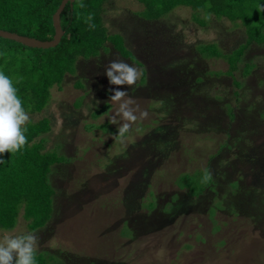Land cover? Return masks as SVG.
Returning <instances> with one entry per match:
<instances>
[{"label": "rangeland", "instance_id": "1", "mask_svg": "<svg viewBox=\"0 0 264 264\" xmlns=\"http://www.w3.org/2000/svg\"><path fill=\"white\" fill-rule=\"evenodd\" d=\"M105 9L109 34L123 36L143 66L108 43L98 58L78 61L43 115L29 114L28 123L51 121L47 150L71 160L49 178L58 195L52 221L35 232L37 254L56 264H264V48L253 45L232 77L225 60L203 59L197 46L217 43L229 54L245 42L243 28L215 18L201 28L184 7L148 22L136 0ZM115 59L147 79L119 86L148 113L123 142L116 134L124 121L112 123L118 86L105 74ZM246 63L256 66L248 77ZM205 168L214 183L195 198L189 191L204 185ZM187 180L189 191L180 189ZM27 232L22 213L0 239Z\"/></svg>", "mask_w": 264, "mask_h": 264}, {"label": "trees", "instance_id": "2", "mask_svg": "<svg viewBox=\"0 0 264 264\" xmlns=\"http://www.w3.org/2000/svg\"><path fill=\"white\" fill-rule=\"evenodd\" d=\"M109 1L75 0L73 5H67L60 18L65 34L60 45L54 49H33L0 38V72L12 80L28 114L43 115L51 102V91L56 87L60 88L68 75H76L78 61L98 58L102 52L109 51L108 43L122 58L143 66L128 49L123 36L109 34L104 24L105 7ZM136 1L143 6L138 16L148 22L163 21L176 9L184 7L192 11L193 22L201 28H206L213 18L227 20L243 28L245 42L229 54L217 43L197 46L203 59H222L229 64V71L225 75L233 77L253 45L264 48V0ZM62 2L63 0H0V31L41 42L52 41L56 34L53 17ZM255 69V65L246 63L244 77L252 75ZM221 74L213 73L218 77ZM146 80L144 73L142 86L146 84ZM236 85L241 87L238 82ZM77 87L81 88L82 85L78 83ZM110 109L108 105L98 111L94 118L107 114ZM89 127L94 129L96 126ZM51 131L52 123L48 118L26 124L24 134L28 143L20 151L5 153L0 157L5 161L0 163L1 232L16 229L22 213L28 230L33 233L46 228L54 217V199L58 192L49 178L56 166L69 165L71 160L57 150H47V139L43 137ZM106 132L111 130L107 129ZM192 182L187 180L185 187L179 188L189 191ZM212 183L214 180L190 190L189 193L200 198L212 187ZM150 208L154 209V206ZM55 258L48 253L36 254V264L61 262H55Z\"/></svg>", "mask_w": 264, "mask_h": 264}, {"label": "clouds", "instance_id": "3", "mask_svg": "<svg viewBox=\"0 0 264 264\" xmlns=\"http://www.w3.org/2000/svg\"><path fill=\"white\" fill-rule=\"evenodd\" d=\"M105 74L111 85L118 86L110 97L111 101L119 104L112 123H117V116L124 121L118 127V134H116L117 139L123 142L126 134L131 131L132 124L137 120L146 119L148 113L140 111L138 107L134 109L131 106L133 101L128 97V92L120 90L119 86L126 85L129 88L136 84L143 75V71L123 60L115 59L106 66ZM138 111L139 116L136 115ZM29 120L30 116L25 111L12 80L0 72V157L5 153L20 151L28 143L24 134V126ZM4 162L0 159V163ZM212 180L211 171L205 168L200 183L207 185ZM38 250L39 236L36 233L5 234L0 239V264H36Z\"/></svg>", "mask_w": 264, "mask_h": 264}, {"label": "water", "instance_id": "4", "mask_svg": "<svg viewBox=\"0 0 264 264\" xmlns=\"http://www.w3.org/2000/svg\"><path fill=\"white\" fill-rule=\"evenodd\" d=\"M75 0H63L59 10L53 17V22H54V27L56 30L55 37L52 41L49 42H41L36 39L28 38V37H23L17 34H12L9 32L5 31H0V38L5 39V40H10L14 41L17 43H20L26 47L33 48V49H43V50H48V49H54L58 47L64 37V31L61 28L60 24V18L62 13L64 12L65 8L67 5L71 4L73 5Z\"/></svg>", "mask_w": 264, "mask_h": 264}]
</instances>
